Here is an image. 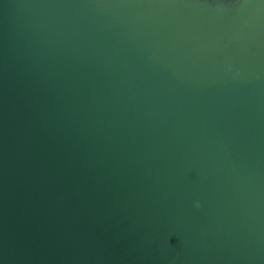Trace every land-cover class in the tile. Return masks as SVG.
I'll list each match as a JSON object with an SVG mask.
<instances>
[{
    "label": "water",
    "instance_id": "water-1",
    "mask_svg": "<svg viewBox=\"0 0 264 264\" xmlns=\"http://www.w3.org/2000/svg\"><path fill=\"white\" fill-rule=\"evenodd\" d=\"M0 264H264V0H0Z\"/></svg>",
    "mask_w": 264,
    "mask_h": 264
}]
</instances>
